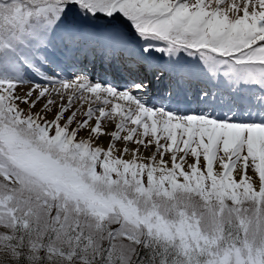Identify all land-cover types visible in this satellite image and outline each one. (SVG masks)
Returning a JSON list of instances; mask_svg holds the SVG:
<instances>
[{"label": "snow or ice", "instance_id": "6c2138e0", "mask_svg": "<svg viewBox=\"0 0 264 264\" xmlns=\"http://www.w3.org/2000/svg\"><path fill=\"white\" fill-rule=\"evenodd\" d=\"M0 264H264V0H0Z\"/></svg>", "mask_w": 264, "mask_h": 264}, {"label": "bare ground", "instance_id": "6f19581e", "mask_svg": "<svg viewBox=\"0 0 264 264\" xmlns=\"http://www.w3.org/2000/svg\"><path fill=\"white\" fill-rule=\"evenodd\" d=\"M96 79H97V77H96Z\"/></svg>", "mask_w": 264, "mask_h": 264}]
</instances>
